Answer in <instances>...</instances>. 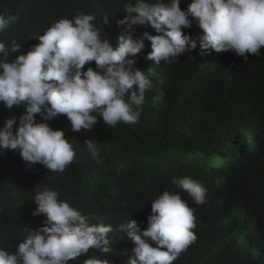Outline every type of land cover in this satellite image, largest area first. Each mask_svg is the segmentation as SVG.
<instances>
[{
  "label": "trees",
  "instance_id": "trees-1",
  "mask_svg": "<svg viewBox=\"0 0 264 264\" xmlns=\"http://www.w3.org/2000/svg\"><path fill=\"white\" fill-rule=\"evenodd\" d=\"M135 2L0 0V13L19 17L0 33V42L21 44L10 53L14 60L39 44L38 37L53 23L85 13L96 17L92 23L115 45L124 29L118 25L126 15L124 6ZM190 2L182 0L181 10ZM189 19L192 27L183 32L202 34ZM133 29L134 38L145 31L157 35L149 25ZM151 51L146 40L140 53L128 57L153 84L145 92L138 122L111 127L100 118L90 130L73 132L66 114L46 121L53 130L64 131L76 153L63 172L28 165L19 150L0 153V249L15 253L27 228L43 226L46 216L32 215L37 207L33 198L35 188L48 186L93 223L103 220L114 229L111 251L90 249L67 264H84L93 256L126 264L135 245L116 227L131 219L145 230L151 201L170 191L196 210L197 239L173 264H264V47L259 56L247 54V62L232 51L204 55L197 47L156 64L147 58ZM89 67L96 70L95 61L83 71ZM24 112L23 105L7 108L0 102V127L11 117L18 123ZM35 120L44 122L38 114ZM86 140L96 142L97 157L91 156ZM185 176L207 189L203 205L173 183Z\"/></svg>",
  "mask_w": 264,
  "mask_h": 264
},
{
  "label": "clouds",
  "instance_id": "clouds-1",
  "mask_svg": "<svg viewBox=\"0 0 264 264\" xmlns=\"http://www.w3.org/2000/svg\"><path fill=\"white\" fill-rule=\"evenodd\" d=\"M181 3L182 0L126 3V15L118 21L124 29L115 45L105 35L102 37L92 23L96 17L85 13L53 23L38 37L39 44L14 60L9 59L10 53L18 52L21 44L13 40L6 47L0 42V102L7 108H25L18 123L16 117H11L0 127V153L19 150L28 165L39 163L49 171L63 172L76 153L64 131L53 130L46 121L66 114L73 132L90 130L100 118L111 127L119 122H138L145 92L153 84L144 71L134 67L135 60L128 57L140 53L146 40L152 49L147 58L156 64L170 63L197 47L204 55L210 54L209 50L232 51L244 62L248 61L247 54H261L264 0H191L186 10H181ZM189 17L202 34L193 37L183 32L192 27ZM18 19L17 15L0 13V33ZM108 21L105 17L103 24ZM133 25H149L157 35L145 31L134 38ZM92 61L96 70L89 67L83 71ZM37 114L44 122H36ZM84 144L91 156L97 157L96 142L86 140ZM173 183L197 205L206 202L207 189L196 180L176 177ZM33 201L37 207L32 215L46 216L43 226L27 228L15 253L0 249V264H67L88 254L90 249L111 251L112 225L103 220L93 223L48 186L35 188ZM195 211L177 192L163 191L151 201L145 230L135 220L120 223L115 231L126 234L135 245L126 264H173L197 239L193 232ZM84 264L108 261L93 256Z\"/></svg>",
  "mask_w": 264,
  "mask_h": 264
}]
</instances>
